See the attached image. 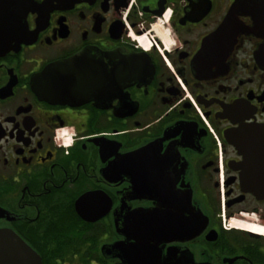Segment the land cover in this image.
<instances>
[{"label":"flooded vegetation","instance_id":"1","mask_svg":"<svg viewBox=\"0 0 264 264\" xmlns=\"http://www.w3.org/2000/svg\"><path fill=\"white\" fill-rule=\"evenodd\" d=\"M6 234L26 264H264V0H0Z\"/></svg>","mask_w":264,"mask_h":264},{"label":"water","instance_id":"2","mask_svg":"<svg viewBox=\"0 0 264 264\" xmlns=\"http://www.w3.org/2000/svg\"><path fill=\"white\" fill-rule=\"evenodd\" d=\"M240 11H244L245 14H248L250 16H253V10L251 5H240V6H232L229 9L227 19L223 22L222 25H220V28L217 29L215 32L210 37H217L220 36L222 31H226L227 29L230 31L232 28H237L240 27L238 23L236 22L238 13ZM252 31V30H251ZM207 51L206 44L203 46V52L205 53ZM0 237L5 238V237H10V235H0ZM12 246H15V249L18 248V246H21V243L17 242L14 243L12 242ZM9 247V245H8ZM21 248V247H19ZM23 248L25 249H16V251L12 250H6V252H1L0 253V264H26L25 261H28L27 255L29 254V250L23 245ZM17 260H22L20 263L17 262Z\"/></svg>","mask_w":264,"mask_h":264}]
</instances>
